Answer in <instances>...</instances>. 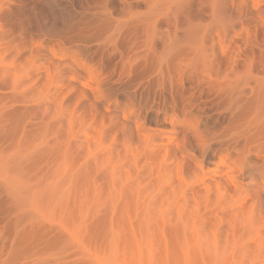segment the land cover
Returning <instances> with one entry per match:
<instances>
[{
  "label": "rangeland",
  "instance_id": "1",
  "mask_svg": "<svg viewBox=\"0 0 264 264\" xmlns=\"http://www.w3.org/2000/svg\"><path fill=\"white\" fill-rule=\"evenodd\" d=\"M111 7L109 0H0V264H264V139L258 148L247 144L253 151L242 141L232 148L238 130L230 119L244 118L246 109L230 107L233 115L224 98L211 100L213 107L209 101L207 114L192 109L152 71L156 61L129 62L146 52L142 24L137 15L118 18ZM118 23L116 45L106 28ZM53 62L65 64L58 69L66 80L55 76L60 86L49 82L59 73ZM125 117L145 123L161 153L172 151L163 162L184 170L183 185L168 188L171 196L161 193L157 170L146 173V162L120 159ZM46 120L61 122L51 129ZM199 136L209 149L204 164ZM213 151L243 153L236 158L245 165L249 159L251 168L236 175L234 188L221 168L215 177L225 197L206 204L196 171L201 163L217 168ZM189 190L197 198H185Z\"/></svg>",
  "mask_w": 264,
  "mask_h": 264
},
{
  "label": "bare ground",
  "instance_id": "2",
  "mask_svg": "<svg viewBox=\"0 0 264 264\" xmlns=\"http://www.w3.org/2000/svg\"><path fill=\"white\" fill-rule=\"evenodd\" d=\"M109 1L110 3H112V7H111L112 9L110 10L113 12V14H115V16L124 19V17H127L129 15L130 17H134V18L137 15L138 19L137 18L135 19H137L138 22H141L142 24L141 32L143 33L142 35L144 39L143 47L146 49V52L143 53L144 56L135 55L134 57L129 59V62L131 61L135 62L144 57L146 59L149 58L154 62L156 61L159 70L155 69L152 71L154 72L159 71L161 73L162 82L163 83L168 82L169 85L171 83L170 87L171 86L173 87L171 88V90L172 89L174 90L176 88L175 91L173 92L179 90V92L181 93L179 97L180 96L183 97V98L180 97V99L184 100V98L186 97L184 103L189 102V104L191 105V106L189 105V107L190 108L192 107V109L195 106L197 107V110H200L201 108L200 111H202V113L206 111L209 113V111L211 110L213 111V109H210L209 106L211 107V105L213 104L211 100L215 102L214 98L215 99L220 98V100L222 101L226 99V104L224 102L222 103H224L225 106L227 105L226 107L229 108V110L231 109L230 107L236 108V106L237 107L239 106L241 108L243 107L244 109H246V113H245L246 116L244 118H242L244 112L242 113V115H240L242 111L241 112L239 111L240 116H237L239 118L242 116L241 119L238 118L239 121L241 120L240 122H242V120L244 119L242 123L236 121L235 119L236 117L234 118L236 114L234 115L232 111L235 110H230L234 115L233 116L234 119L232 118L230 120H232V122L234 120L235 123H232L233 124L232 126L231 123L229 124V122L231 121L229 120L228 122L227 120L228 122L227 126L229 127L230 125L232 126V128L230 127L232 130L228 128L229 129L228 133H230V130L231 131L238 130L236 132L231 133L232 136L234 135L233 137L237 141V144L233 139H229L232 144L228 142L229 140L226 141V144L228 142V144H230L232 148L233 145H238V143H241L240 141H242L241 143L242 149L243 147L246 148V146H248L247 144L251 143L252 141L261 140L259 143L263 142L264 139V0H109ZM119 26L122 27V25L119 23L115 26L112 24H107V28H106V32H110L107 36V41H112L116 45L120 37H122L123 35L122 29H120ZM150 51H152V53ZM51 55L52 54H50L49 56ZM53 56L55 58V54H53ZM47 57L46 60L49 59ZM63 59H64L63 57L60 58V60ZM50 60L52 59L50 58ZM52 61H56V60H52ZM52 61L51 63L48 61L50 65H52ZM74 61H76L77 63L76 65L78 67L84 66V63L80 59H75L74 57ZM53 64H54L53 70H55L56 68L58 69V67L60 68V66L62 68V66L65 65L55 62H53ZM49 69H52V67ZM55 71L59 72L61 71V69ZM55 73L57 72L53 71V74L51 73V75L52 76L54 75V77L57 76L58 79L59 77L63 76L62 75L63 73L61 72L57 73L60 75H57ZM49 74L50 73H48V75ZM49 77H50L49 82L51 85L53 82L52 80L57 82L56 77L55 78L54 77L51 78V76ZM166 77L167 79L170 80H166ZM158 78H160V76H158ZM64 79L65 77H61V80L65 81L66 79L65 80ZM171 80L172 81L175 80L176 82L175 81L172 82ZM60 81H58L57 82L58 84L57 83L56 84L59 85L62 82ZM220 100H216V101L221 102ZM209 101L211 102L210 105L208 106ZM219 102L218 104H220ZM229 110L227 111L229 112ZM207 112L205 114H207ZM199 113L201 112H197V114ZM214 113L212 112L214 119H216L218 123L221 122L222 117L220 118L219 115L216 116L215 118ZM138 117H140V115H138ZM186 119H189V117ZM223 120L222 122H224ZM48 121L46 120V123L44 122V124L47 125ZM58 121L59 120L57 121L55 120V122L53 123L51 121L52 124L48 122V125L50 123L49 125L50 127L49 126L48 127L53 129L52 128L53 126L51 125L57 123ZM129 121H130L129 118L125 117L124 120L125 129L124 131H122L123 139L120 143L125 148L124 157L120 158L122 162L123 163L133 162L132 164L134 165L135 163V166L138 165L137 163L140 164L142 162L144 163L146 162L147 165L144 166L147 168L146 170H148L146 171V173L149 172L150 174L152 173L153 175L157 170L158 172L156 171L155 174L157 176L158 184L162 189L161 193H167L168 188L174 182L178 183L177 184L178 188L181 187L184 183L183 181L184 170H180L176 167H169V165H167L168 161L163 162V159H161V156L163 158V154L164 157L168 158L166 156L168 154L166 153L165 155V152L166 151L170 152V149L168 150L166 149L164 153H161L163 150L161 149V147H158L156 143V137L150 133H145V128H146L145 123L141 125L139 122L133 124L130 123ZM164 122L166 123L167 119H165ZM132 124L137 126L133 129L132 127H129V125ZM45 125H44V129L45 128L46 129L44 131L46 132L48 128L47 126L45 127ZM54 126H56V124ZM189 127H191V129H195V125L194 128H192L193 126H190L189 124ZM233 128L236 129L234 130ZM225 130H226L225 132L221 131V133L224 132L227 134V129L225 128ZM59 131L60 130H58V132ZM53 132H57V130ZM201 133L199 135H201ZM236 133L238 134L237 137H235ZM133 134H136V136H134ZM203 135H201L202 138L206 140V138L208 137L205 135H204L205 137H203ZM226 136H231V135L227 134ZM226 136H222V137L225 138ZM232 136L230 138H232ZM202 138L200 139L201 141L200 144H203L202 147L206 148V151L205 149L202 150L203 151L202 156L204 157L201 156L200 158L201 160L202 158L206 159L208 155L207 150H209L207 149L208 147H206L205 141L203 142ZM57 139H59L58 135H57ZM208 140L210 139L208 138L206 141ZM257 141L255 142V144L253 143L255 146L256 144H259ZM222 143L226 145L225 142ZM136 144L139 145L145 144V147L143 150H140L139 148L134 147ZM253 144H250V147L248 146L249 149L253 148L252 147ZM255 146L254 149L258 148L257 147L258 145L256 146V148ZM88 147L91 146L88 145ZM237 147L238 146H236L235 148ZM241 147L239 146L240 151H241ZM235 148L234 150L236 152ZM225 149H227V147ZM246 149H244L246 156L247 154H250L253 151L252 149V151L250 150L251 152L249 151L250 153H247L248 151H246ZM228 150H231V148L230 149L228 148ZM176 151L178 150H175L174 152L176 155L181 154L180 151L178 152ZM82 152H84V150L80 151L81 154H83ZM159 152H160L159 154L160 156H158ZM81 154L78 155L81 156ZM170 154H172V151L169 153V156H171ZM227 154H219L216 152H214V154L212 153L214 159L218 157L217 164H215L214 162L215 164L214 166L217 165L216 166L217 168L205 169V166L203 165L204 164L203 160H202L203 164L200 162L201 165H199V163L197 162L200 168L198 167L199 171L196 172H198L197 173L199 174L198 177L201 179V181L199 182V187L203 186L204 190L203 189L202 190L205 192V195L207 196L201 201L207 200L205 202L206 204L211 202L214 196H220L221 198L225 197V194L222 192L221 186L219 185L220 183L219 181H217L215 177L216 172L220 171V169L222 168L224 176L226 178L230 176L228 186L231 187L234 186L235 183H237L235 181V179L237 180L236 175L238 173L241 172L243 173L244 171H246L245 169H248L246 167L248 163L250 165V162L248 161L249 159L247 160L248 163L246 162L247 164L245 165L243 164L245 163L243 161V157L236 158L237 156H243V153H241V155L240 154H237V156L235 155L236 156L235 158H233L234 156L232 157L230 156V154L229 155ZM145 156L148 157L147 160ZM246 156L244 155L245 161L247 159ZM157 157L160 158L159 161ZM143 158H145L146 161ZM166 158L165 160H167ZM241 159L243 162L241 161ZM251 159L252 158H250V160ZM160 161L166 165L162 164ZM157 162L159 164L158 169L154 168L156 166L158 167ZM254 164L255 163H253L252 165L254 166ZM250 166L249 168H251ZM206 176L208 177V179H206ZM213 186H215V188H213ZM235 186H238V184H236ZM239 188L240 187L235 188L234 191L235 194L238 193L236 189L239 191ZM169 192L170 194H168ZM169 192L167 194L171 196L172 189ZM190 194H192L196 198L198 196V194L191 192L189 190L187 192H184V197L189 199ZM195 200L200 201V199H195ZM197 201H195L196 202L195 204L199 203ZM188 202L189 201H187V203ZM254 212L255 211H253V213ZM248 215L249 216L245 218V222H244V225L246 224L247 227L251 225L252 219L254 218V216H252L254 214L249 213ZM247 227H244L243 230L248 231L246 229Z\"/></svg>",
  "mask_w": 264,
  "mask_h": 264
}]
</instances>
